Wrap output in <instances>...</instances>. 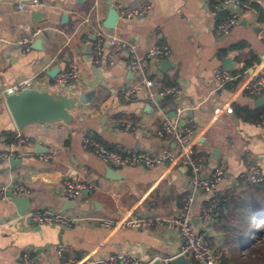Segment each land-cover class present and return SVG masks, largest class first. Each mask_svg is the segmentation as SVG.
<instances>
[{"label":"crops","instance_id":"1","mask_svg":"<svg viewBox=\"0 0 264 264\" xmlns=\"http://www.w3.org/2000/svg\"><path fill=\"white\" fill-rule=\"evenodd\" d=\"M31 1L0 0V88L31 79L33 87L92 95L88 103L73 109L74 127L33 123L23 131L0 100V148L11 151L9 158L16 160H0V185L9 192L17 185L29 189L28 194L0 197V264H27L24 253L35 256V264H99L111 254L169 264L165 260L179 253L181 240L167 223L133 228L102 227L88 221L65 228L17 216L38 209L112 219L180 214L192 189L183 163L107 166L84 143L86 138L97 139L122 153H173L177 144L160 136L159 130L164 117L178 109H182L179 124L194 129L189 150L206 156L201 174L209 176L216 169L224 173L213 194L225 195L250 184L240 179L249 165H257L264 173V120L244 121L234 112V105L264 106V102L256 105L264 92L256 98L246 89L264 70V0H245L238 23L227 35L216 31L228 12L218 6V0H36L43 5L30 7ZM118 1L125 7L149 3L151 8L133 18L118 12L116 26L108 29L103 23ZM20 3L26 7L19 8ZM34 31L37 34L26 51L18 42ZM111 35L116 44L110 42ZM97 41L102 42L99 56L94 50ZM125 43L135 44L141 55L154 45L167 44L171 54L165 58L170 63L160 70L159 60L165 58L144 59L143 71H132L126 52L119 49ZM66 47L70 54L59 60ZM116 50L121 54L111 63L108 55ZM225 58L231 62L225 63ZM70 61L78 66V79L64 86L56 77ZM55 67L59 72L51 77ZM218 68L233 75L223 86L215 77ZM144 78L172 83L180 92L169 94L167 103L162 96L151 98ZM132 87L133 97L127 96L124 89ZM18 132L30 140L18 144L14 139ZM107 167L118 175L108 177ZM66 180L80 181L86 188L79 197L68 199ZM210 195L196 194L192 221L195 228L210 233L219 248L223 235L215 227L218 213L209 224L201 217V207ZM18 196L25 197L19 209L29 205L21 213L12 202Z\"/></svg>","mask_w":264,"mask_h":264},{"label":"built area","instance_id":"2","mask_svg":"<svg viewBox=\"0 0 264 264\" xmlns=\"http://www.w3.org/2000/svg\"><path fill=\"white\" fill-rule=\"evenodd\" d=\"M43 3L39 1H31L30 7L42 6ZM218 6L227 8V16L223 18L221 22L217 24L216 31L218 35H227L232 28L238 23L240 12L245 7L242 0H218ZM19 8L26 7L25 3H20ZM118 12L126 18L140 17L145 15L151 5L144 3L137 7H125L119 1L116 4ZM37 34L34 31L31 36L19 41L18 44H23L24 49L28 51L33 36ZM264 37V32L262 33ZM110 42L112 44L117 43V39L111 35ZM119 47L124 50L127 56L128 67L134 71H143L144 59H162L169 57L171 49L167 44H158L146 49L141 55L136 45L133 43H125ZM94 50L97 56L102 53V42L97 41L94 45ZM119 50L114 51L108 55L111 63L120 55ZM215 77L219 82V86H223L233 79V75L225 68H218L215 72ZM78 79V66L74 61L67 63L65 69L59 72L56 77V81L62 85H69ZM143 84L149 89V95L151 98L155 96H163L166 94H178L180 90L176 86H169L163 88L161 91L152 89L153 80L143 79ZM33 87L31 79H21L12 85L0 88V100L5 101L6 97L19 92L20 90ZM246 89L252 94L253 97H260L264 92V70L261 71L258 77L250 81L246 85ZM134 87L124 89V93L127 96L133 97ZM182 113V109H178L175 113V117L165 116L161 122V128L159 130L160 136H166L172 139L178 146V150L175 152H166L163 154L153 155L147 152H131L122 153L114 149H110L104 145L103 142L97 139L86 138L84 143L86 146L91 147L95 155L107 166H139L144 168H151L155 165L164 163L181 162L188 168L189 180L192 185V189L184 198V204L182 212L174 216H155V217H142V216H129L117 219L108 217H91L84 214H74L65 211L51 210V209H38L32 211H26L17 216V218H27L35 223L46 225H60L61 227L71 228L79 223L95 222L102 227H152L155 224L167 223L174 230L177 231L180 240V251L178 254H184L189 259L193 260L195 264H218L219 257L217 251V245L210 233L206 230H199L195 228L192 221V210L195 202L196 194L198 192H204L206 194L211 193L210 198L201 207V217L207 223H211L216 215V209L220 203V196L213 194V190L216 189V185L223 177L222 169H216L209 176L201 174L204 167L206 156L204 154H193L189 150L190 139L193 136L194 129L192 125L181 126L179 124L178 116ZM15 141L18 144L26 143L30 140V137L18 132L14 136ZM11 156V151L0 148V160L7 159ZM47 160V156L44 157ZM240 179L250 184H256L264 187V173L257 165H249L248 168L240 174ZM65 196L68 199H75L79 197L86 185L80 181L66 180ZM29 189L23 185H17L10 192L5 186L0 185V197L8 199L11 196H17L20 194H28ZM177 254V255H178ZM24 261L27 264H35L36 257L31 256L28 253L22 255ZM166 263L169 259L165 260ZM94 264V262H92ZM99 264H150L151 262L142 263L136 257L128 254H111L106 258L99 260Z\"/></svg>","mask_w":264,"mask_h":264},{"label":"trees","instance_id":"3","mask_svg":"<svg viewBox=\"0 0 264 264\" xmlns=\"http://www.w3.org/2000/svg\"><path fill=\"white\" fill-rule=\"evenodd\" d=\"M66 54H70L67 47L59 55V60ZM171 85L154 80L152 89L161 91ZM170 98L169 94L162 96L165 103ZM234 112L244 121L264 120V106L250 109L234 105ZM237 189L232 188L221 195L216 209L215 227L223 235V243L217 249L220 255L218 264H264V187L245 184Z\"/></svg>","mask_w":264,"mask_h":264},{"label":"water","instance_id":"4","mask_svg":"<svg viewBox=\"0 0 264 264\" xmlns=\"http://www.w3.org/2000/svg\"><path fill=\"white\" fill-rule=\"evenodd\" d=\"M226 9L221 12L223 16ZM119 19V13L116 8H111L103 25L112 29L116 26ZM225 63H230V58L224 59ZM170 63L169 58L159 60L160 70L164 69V66ZM230 67L229 65H227ZM59 72V67H55L49 73L51 77H55ZM91 93L87 92L84 94H72L64 90L51 91L47 86L38 87H27L19 92L9 95L5 99V103L12 115L15 125L19 131H23L25 127L39 123L44 125L46 123H63L70 127L76 125V116L73 109L80 108L91 99ZM159 99V97H157ZM264 102V99H258L256 105L259 106ZM190 114V111H189ZM171 117L175 116V111L170 113ZM180 123L184 125L181 120ZM36 151H40L37 148ZM216 152V150H215ZM10 162L16 161L13 157L9 158ZM107 176L115 178L118 173L111 167H107ZM23 196H18L12 199V202L17 206L19 213L27 210V208L19 209L18 204L23 200ZM29 199L27 198V201ZM150 264H165L161 259H154ZM169 264H195L184 254H178L173 256L169 260Z\"/></svg>","mask_w":264,"mask_h":264}]
</instances>
